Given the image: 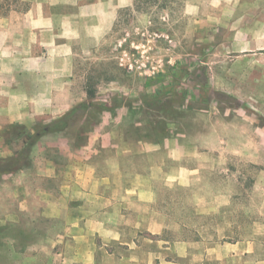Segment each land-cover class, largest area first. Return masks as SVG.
I'll return each mask as SVG.
<instances>
[{"label": "crops", "instance_id": "crops-1", "mask_svg": "<svg viewBox=\"0 0 264 264\" xmlns=\"http://www.w3.org/2000/svg\"><path fill=\"white\" fill-rule=\"evenodd\" d=\"M6 1L0 15V158L16 155L24 135L86 100L84 86L78 91L74 85L73 47L101 42L135 0ZM231 3L235 10L250 6L253 21L264 0ZM201 4L190 0L184 9L199 12ZM243 55L250 58L243 53L207 65L204 82L186 89L179 107L190 119L192 112L199 115L197 130L180 112L184 125L173 133L174 106L157 132L151 114L140 117L136 101L108 105L90 122L40 135L28 163L0 176V264H204L211 252L227 264H264V241L201 250L193 241L161 238L160 189L188 187L194 173L215 165L220 151L210 141L250 140L248 112L246 121L239 108L217 115L199 95L207 84L233 96L250 92L239 78L240 71L250 73V63H238ZM158 86L147 92L155 95Z\"/></svg>", "mask_w": 264, "mask_h": 264}, {"label": "rangeland", "instance_id": "rangeland-1", "mask_svg": "<svg viewBox=\"0 0 264 264\" xmlns=\"http://www.w3.org/2000/svg\"><path fill=\"white\" fill-rule=\"evenodd\" d=\"M1 1L4 10L0 15H4L7 1ZM158 1L163 5L146 4L142 11L122 12L97 45H74V85L80 91L92 77L97 83V98L107 105L140 101V117L151 114L154 130L162 132L165 112L172 107L175 117L181 112L184 115L180 116L189 118L179 106L187 97L186 89L204 82L207 65L231 62L233 55L250 53L249 59L238 56L240 65L250 63L249 76L239 70L244 75L239 78L245 79L241 87H250V92L242 90L233 96L214 91L208 84L203 92H197L215 106L211 109L217 115L239 108L242 114L238 115L246 121L248 112L250 140L210 141L220 151L212 159L215 165L207 164L203 171L194 173L188 187L176 184L161 188L158 208L164 218L160 220L164 225L161 238L169 241H193L201 250L226 242H263L264 21L260 19H264V4L255 6L260 15L250 21V6L239 5L235 10L232 0H199V12L184 9L190 0ZM224 4L227 7L222 11ZM222 21L225 25L217 27ZM208 52L217 53L216 59L203 58ZM155 84L159 85L155 95L147 92ZM190 117L197 130L199 115L192 112ZM183 118H173L178 119L173 133L182 130ZM210 119L214 120V114ZM213 254L204 264H227Z\"/></svg>", "mask_w": 264, "mask_h": 264}, {"label": "trees", "instance_id": "trees-1", "mask_svg": "<svg viewBox=\"0 0 264 264\" xmlns=\"http://www.w3.org/2000/svg\"><path fill=\"white\" fill-rule=\"evenodd\" d=\"M146 4H149L150 7H160L163 5L158 0H135L133 7L122 10L120 15L122 12L128 10L142 11V6ZM96 85L97 83L92 80V77H88L84 83L86 100L73 106L61 117L40 125L32 133L24 135V145L16 155L9 158H0V176L12 172L28 163L30 147L40 135L49 131H60L70 128L81 121L90 122L96 113L108 108L106 103L97 98Z\"/></svg>", "mask_w": 264, "mask_h": 264}]
</instances>
